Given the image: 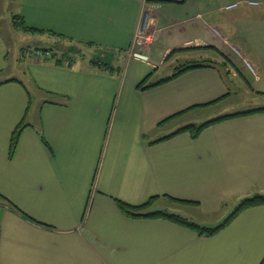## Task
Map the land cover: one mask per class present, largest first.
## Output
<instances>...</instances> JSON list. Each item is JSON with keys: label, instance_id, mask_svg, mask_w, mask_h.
<instances>
[{"label": "crops", "instance_id": "1", "mask_svg": "<svg viewBox=\"0 0 264 264\" xmlns=\"http://www.w3.org/2000/svg\"><path fill=\"white\" fill-rule=\"evenodd\" d=\"M173 1L14 0L7 33L21 31L11 24L20 15L28 27L61 34L72 51L69 62L56 64L60 54L35 56L45 49L35 40L33 56L18 46L9 70L0 33V264H264V247L223 246L215 240L221 231L202 238L177 223L128 218L117 208L116 200L140 205L153 198L148 207L159 200H236L237 206L264 196V111L253 112L264 106L222 104L215 114H196L194 120L212 116L201 124L175 123L241 89L264 96V0ZM44 13L51 16L47 27L38 25ZM49 43L46 48L56 46ZM80 46L95 58L76 56ZM106 48L124 50L126 59L156 48L163 59L176 51L169 58L207 62L140 90L124 68L91 65L93 59L111 64ZM27 74L40 93L30 105ZM237 113L246 114L217 121L195 138L176 133ZM239 214L264 223V204Z\"/></svg>", "mask_w": 264, "mask_h": 264}, {"label": "rangeland", "instance_id": "2", "mask_svg": "<svg viewBox=\"0 0 264 264\" xmlns=\"http://www.w3.org/2000/svg\"><path fill=\"white\" fill-rule=\"evenodd\" d=\"M17 5L14 3V0H0V33L3 37H5V41L7 42V45L9 47L8 51V57H7V63L9 70L14 67V62L12 61L13 58H15L18 55V46L22 45L26 47L28 51V57L33 56V49L36 47V45L32 42L35 40L40 41V46L45 47V45H50L52 41H55V47H48L49 49H53V54L55 55H62L65 53V57L68 56L69 52H67V49L70 46V43L66 41H62L63 39H60L58 37H54L48 33H41V32H35V31H20L19 33H16L14 35L13 33H7V27L3 25H7V19L10 12H16ZM41 20L38 23V25H42L43 27H47L46 22L49 21L51 16L47 14H42ZM34 29H37L39 31L41 30L40 27H35ZM47 29V28H46ZM46 32V30H44ZM0 34V35H1ZM2 37V38H3ZM38 46V44H37ZM58 46V48H57ZM80 49L77 51L78 53L76 56H80L83 59H89V58H95V51L90 49V47L80 46ZM103 51V48H98ZM97 49V50H98ZM27 51L24 52V55H26ZM135 53V56L126 59L125 51L118 48H106L105 53L107 55V60L111 63V65L114 68H118L119 70L125 69L126 74H124L125 79L129 82L131 78L136 79V82H141L145 77H147L145 84L152 81L154 82L155 79L163 76L168 75L167 73H171L172 70L183 64L186 59L183 58L184 55H175L172 58L167 57L166 59L161 58L158 55L157 49L153 48L151 52L146 53L145 51L137 49ZM43 52V51H42ZM16 54V55H15ZM50 54V53H48ZM174 55V54H173ZM97 58L99 57L96 56ZM205 57V56H204ZM193 59V58H191ZM206 59V58H205ZM225 65H227L225 63ZM6 72V71H5ZM163 73V74H162ZM5 74H10V71H7ZM4 74V75H5ZM170 75V74H169ZM30 74H27V77H25V86L29 90V93L32 94L29 99V105L32 102V104L35 102V96L39 95L40 93H37V84L31 79ZM247 91L244 89H241L240 91H237L236 94H232L231 97L221 104H216L213 106H210L206 108L205 110L201 111H194L189 113L188 115L183 116L181 119L176 121V124H184L185 122H190L191 120H194L193 118L196 117V114H201L202 116H205L208 113L215 114L217 113L218 109L222 107V104H229L230 106H237L238 109L241 110L244 109L246 106H264V96L253 93L252 95H248L246 93ZM249 92V91H248ZM246 93V94H245ZM45 96H49L46 93H44ZM44 96V95H43ZM244 105V106H241ZM212 116L208 118H200L197 120H194L197 124H201L202 122L208 120ZM172 127L174 125V122L171 123ZM171 128V125L169 126ZM167 127H164V129ZM236 200H232L230 203L227 204H215V203H172L168 200H159L156 201V203L153 204L152 207L148 211L151 210H159L164 211L167 213H172L175 215H178L184 219H186L189 222L195 223L200 227H206V228H213L215 226L220 225L227 216L234 210L236 206H233L232 203H236ZM252 217V216H251ZM194 232V231H193ZM220 232V231H219ZM218 232V233H219ZM261 234H264V223L260 221H255V219L246 217L245 215H237L236 218H234L228 225L225 226L224 229L221 230V232L218 234L215 240H217V243H220L224 241V245H235L237 247L243 248V249H252L254 252L264 247V239L260 238ZM195 235L202 238H207L210 236H204V235H198L195 232ZM213 243L204 242L201 245L205 247L213 246Z\"/></svg>", "mask_w": 264, "mask_h": 264}, {"label": "trees", "instance_id": "3", "mask_svg": "<svg viewBox=\"0 0 264 264\" xmlns=\"http://www.w3.org/2000/svg\"><path fill=\"white\" fill-rule=\"evenodd\" d=\"M151 1V0H148ZM160 1H168V2H174L173 0H160ZM188 0H179L178 3H185ZM11 24L12 27L15 30H21V31H35V32H42L39 31L37 29H34L32 27H28L22 16L20 15H12L11 16ZM50 34L57 36V37H63L61 34H56L54 32H50ZM53 49H49V48H45V49H41V51H43V53H50L49 56H47L48 59H51L54 57V54L52 53ZM38 51V50H37ZM72 49L68 48L67 52H71ZM36 52V51H35ZM174 52L176 51H172L170 52V54L167 56L169 57L170 55H172ZM35 54V53H34ZM66 51L65 53H63L57 60H56V64L62 63V61L64 60H68V56L65 57ZM67 55V54H66ZM69 55V54H68ZM70 60H68L69 62ZM91 65L95 68L101 69V70H106L109 72H117L118 69H115L111 64L109 63H105L103 60L101 59H93L90 61ZM207 61H193V62H185L183 64H181L180 66H177L174 69L173 74L170 77L164 78L159 80L158 82L154 83V84H145V81L147 79V77H145L141 82H139L137 84V89L140 90H144V89H148L154 86H157L161 83H164L166 81H168L169 79H172L174 77H176L177 75L183 73L186 70L189 69H193V68H197V67H203L205 66ZM256 111H264V109H258V110H254L253 112ZM246 113H237L234 115H228V116H223V117H219L217 119L208 121L202 125L199 126H194V125H188L186 127H183L181 129H179L176 133H180V132H187L191 137L195 138L199 135V133L202 131L203 128L217 122V121H222L224 119H227L229 117H233V116H239V115H243ZM23 126V119L17 124V126L14 128L10 140H9V147H8V156L11 157L13 155L17 140H18V135H19V131L21 130ZM153 198H150L146 203L140 204V205H131L128 203H125L121 200H116V205L117 208L120 210V212L128 217V218H159V219H165L174 223H177L179 225H182L194 232H196L198 235H204V236H213L215 234H217L219 231H221L222 229L225 228L226 225H228L230 223V221H232L239 213H241L242 211L251 208V207H255V206H259V205H263L264 204V196H254L251 198H247L244 199L242 202H240L235 209L227 216V218L218 226H215L213 228H206V227H200L195 223L189 222L186 219L175 215V214H170L164 211H154V212H148V205L151 203Z\"/></svg>", "mask_w": 264, "mask_h": 264}, {"label": "built area", "instance_id": "4", "mask_svg": "<svg viewBox=\"0 0 264 264\" xmlns=\"http://www.w3.org/2000/svg\"><path fill=\"white\" fill-rule=\"evenodd\" d=\"M252 3H255L256 4V2H252ZM236 5H237L236 3L235 4H229L225 8L226 9H229V8L234 7ZM35 56H37V57L48 56V53H43L42 51H36L35 52Z\"/></svg>", "mask_w": 264, "mask_h": 264}]
</instances>
